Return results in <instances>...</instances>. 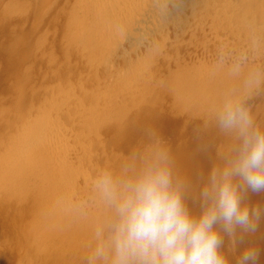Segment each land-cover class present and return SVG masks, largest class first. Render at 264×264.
Segmentation results:
<instances>
[{
    "label": "rangeland",
    "instance_id": "rangeland-1",
    "mask_svg": "<svg viewBox=\"0 0 264 264\" xmlns=\"http://www.w3.org/2000/svg\"><path fill=\"white\" fill-rule=\"evenodd\" d=\"M258 3L264 9V0H0V264H85L91 230L107 215L91 180L138 147L145 128L187 174L208 170L193 127L250 73L264 79V20L248 12ZM250 103L264 128V86ZM251 193L250 204L262 194ZM42 205L54 215L52 243L73 246L63 254L26 240ZM189 207L199 211L193 200ZM77 223L89 239L73 236ZM263 225L235 253L225 236L231 264L249 246L264 264Z\"/></svg>",
    "mask_w": 264,
    "mask_h": 264
},
{
    "label": "clouds",
    "instance_id": "clouds-1",
    "mask_svg": "<svg viewBox=\"0 0 264 264\" xmlns=\"http://www.w3.org/2000/svg\"><path fill=\"white\" fill-rule=\"evenodd\" d=\"M240 68L236 62L233 73ZM262 86L259 70L250 73L241 91L226 94L193 127L197 151L211 158L207 171L187 174L151 128L118 165L97 169L91 190L107 215L94 226L85 264H231L225 236L235 253L264 219V207L247 199L264 192V128L250 103ZM214 136L225 143L217 146ZM258 257L249 246L235 264H257Z\"/></svg>",
    "mask_w": 264,
    "mask_h": 264
},
{
    "label": "bare ground",
    "instance_id": "bare-ground-1",
    "mask_svg": "<svg viewBox=\"0 0 264 264\" xmlns=\"http://www.w3.org/2000/svg\"><path fill=\"white\" fill-rule=\"evenodd\" d=\"M3 1V0H2ZM123 1V0H122ZM257 1H259V0H257ZM98 2V1H97ZM104 2V1H103ZM103 2H102V4H103ZM111 2V1H110ZM99 3V2H98ZM5 4V3H4ZM3 4V5H4ZM93 4V3H92ZM113 4V3H112ZM100 5V4H99ZM99 5H97L98 7H99ZM114 5V4H113ZM104 6V5H103ZM115 6V5H114ZM113 6V7H114ZM123 6H124V4H123ZM111 7V6H110ZM121 7V6H120ZM126 7V6H125ZM253 6H251V8L250 9H248V12H256L257 14H258V16H259V18H260V20L261 21H263L264 20V9H263V5H261L260 3H258L256 6H254L253 8H252ZM91 8V7H90ZM93 8V7H92ZM97 8V7H96ZM124 8V7H123ZM93 9H95V7L93 8ZM114 9V8H113ZM38 10V9H37ZM89 10V9H88ZM41 11V10H40ZM115 11H116V9H115ZM162 11H163V9H162ZM4 12V11H3ZM43 12H44V9H43ZM90 12V11H89ZM96 12V11H95ZM113 13H114V11H112ZM111 12V13H112ZM164 12V11H163ZM88 13V12H87ZM94 13V12H93ZM42 14V13H41ZM91 14H92V12H91ZM247 14V13H246ZM107 15V14H106ZM112 15V14H111ZM113 16V15H112ZM111 16V17H112ZM2 17H4V15H2ZM91 17V16H90ZM110 17V16H109ZM114 17V16H113ZM112 17V18H113ZM172 17V16H171ZM41 18V17H40ZM173 18V17H172ZM36 20V19H35ZM39 20V19H38ZM94 20V19H93ZM110 20H111V18H110ZM37 21V20H36ZM111 24V23H110ZM114 26H115V24H114ZM113 27V26H112ZM111 28V27H110ZM111 30V29H110ZM112 31V30H111ZM111 37V36H110ZM106 59V58H105ZM108 65V64H107ZM109 69V68H108ZM113 72V71H112ZM116 76V75H115ZM112 85V84H111ZM113 86V85H112ZM119 86V85H118ZM111 87V86H110ZM113 88V87H112ZM115 94V93H114ZM118 103V102H117ZM122 103V102H121ZM121 107H122V105H121ZM158 119V118H157ZM153 122V121H152ZM91 125V124H90ZM145 128V127H144ZM146 129V128H145ZM89 130H90V128H89ZM37 143V142H36ZM44 143V142H43ZM45 148V147H44ZM16 149H18V150H20L21 151V149H20V147H17ZM48 150V149H47ZM110 150V149H109ZM22 152V151H21ZM108 152V151H107ZM204 156V155H203ZM192 157V156H191ZM202 157V156H201ZM45 159V158H44ZM86 159V158H85ZM192 159V158H191ZM199 160V159H198ZM204 161V160H203ZM208 161H210V160H208ZM207 161V162H208ZM6 163V162H5ZM71 163V162H70ZM203 163V162H202ZM4 164V163H3ZM197 164V163H196ZM65 165V164H64ZM3 166H7L6 164L5 165H3ZM2 165H0V178H2V173H3V170L5 169V167H3ZM59 166V165H58ZM67 166V165H66ZM82 166H84V165H82ZM203 167V166H202ZM69 168V167H68ZM63 169V168H62ZM75 169V168H74ZM198 170H199V168H198ZM84 171V170H83ZM197 171V170H196ZM207 171V170H206ZM4 172H6V171H4ZM75 172V171H74ZM73 172V173H74ZM63 175V174H62ZM4 176V175H3ZM68 176V175H67ZM7 176H4V178H6ZM70 177V176H69ZM78 177V176H77ZM3 178V179H4ZM74 181V180H73ZM5 182V181H4ZM1 186H2V184H1ZM57 186V185H56ZM58 191V190H57ZM250 193V192H249ZM248 193V194H249ZM262 194H260L259 195V197L256 195V197H250V199H251V201H252V203L251 204H253V205H255V204H260L262 207H264V193L263 192H261ZM55 194V193H54ZM252 194V193H251ZM41 197V196H40ZM49 197H50V194H49ZM248 197V196H247ZM43 200H44V198H42ZM54 199V198H53ZM56 199V198H55ZM57 200V199H56ZM40 201V200H39ZM49 201V200H48ZM51 201H53L52 199H51ZM41 202V201H40ZM39 202V203H40ZM62 202V201H61ZM64 203V202H63ZM35 204V203H34ZM37 204V203H36ZM35 204V205H36ZM42 204H44V203H42ZM51 204H53V205H51V206H53L52 208H53V211L56 209V211L55 212H57V209L59 208L60 209V204L58 205V203H57V205L55 204V201H53V203H51ZM47 205V204H46ZM75 206V205H74ZM41 208L43 209V210H45L44 212H48L47 214H48V216H47V214L46 213H41V214H39V216H41L42 217V220H40L41 218L40 217H38V220H36V221H34V219H35V216H34V218H33V222H36V223H28L27 224V238H26V240L28 239L29 240V242H33L34 244H33V246L35 245V246H37V245H45V246H47V248L49 249L52 245L54 246L55 245V249H57V248H59V252H60V248L62 249V254L65 252L64 250H66V251H68V248L70 247L71 248V244H70V246L68 245L69 243H66V241H63V242H65L64 244H59V243H55V244H53L52 242L55 240V230H53L54 228H55V225H53L54 223H52V220H53V218H51L52 216L54 217V215H52L51 217L49 216V214H50V212H51V209H48L47 210V208H49L48 206H47V208H45V205H42L41 206ZM42 209H40V210H42ZM38 210H39V208H38ZM64 211V210H63ZM66 211V210H65ZM36 212V211H35ZM43 212V211H42ZM53 213V212H52ZM53 214H57V213H53ZM62 214V213H61ZM57 216V215H56ZM55 216V217H56ZM77 217V216H76ZM37 218V217H36ZM55 219V218H54ZM60 220V219H59ZM76 220V219H75ZM81 220V219H80ZM79 220V221H80ZM58 221V220H57ZM78 221V222H79ZM56 222V221H55ZM82 222V221H81ZM81 222H80V224H81ZM61 223V222H60ZM88 223V222H87ZM261 223H262V225L264 224L263 222H262V220H261ZM52 224V225H51ZM72 224V223H71ZM32 225H34V226H32ZM73 225V224H72ZM72 225H70V226H72ZM259 225H260V223H259ZM23 226V225H22ZM63 226V225H62ZM70 226H69V228H70ZM75 226V225H74ZM82 225H79L78 223H77V225H76V228H74L73 226V232L74 231H76V233H73L72 231H71V233L73 234V236L75 235V238H77L78 239V237H76L77 235H79V236H81V235H83L84 234V236L86 237V239L88 238V236L90 235V232L91 231H93V230H87V231H85V232H81V227ZM264 226V225H263ZM263 226H261L262 227V229H263ZM85 227H86V225H85ZM68 228V227H67ZM63 229V228H62ZM53 230V231H52ZM68 230V229H67ZM259 230H261V228H259L258 229V231ZM264 230V229H263ZM84 231V230H83ZM260 232V231H259ZM261 232H262V230H261ZM261 234V233H260ZM25 235V234H24ZM69 235V234H68ZM262 235V234H261ZM57 236V235H56ZM23 237V238H24ZM68 237V238H67ZM264 237V236H263ZM24 238V239H25ZM60 238V237H59ZM75 238H74V240H75ZM259 238V237H258ZM61 239V238H60ZM64 239V238H63ZM66 239H71V238H69V236H67L66 235ZM76 239V240H77ZM81 239V238H80ZM89 239V238H88ZM25 240V241H26ZM83 240V239H82ZM61 241V240H60ZM81 241V240H80ZM28 242V241H27ZM47 242V243H46ZM68 242H71V240L70 241H68ZM26 243V242H25ZM36 243V244H35ZM248 243V242H247ZM254 243V242H253ZM29 244V243H28ZM250 244V243H249ZM74 245V244H73ZM31 246V245H30ZM68 246V247H67ZM73 247V246H72ZM77 247V246H76ZM257 247V246H256ZM42 248H45V247H42ZM39 249V248H38ZM41 249V248H40ZM51 250L52 249H54L53 247H51L50 248ZM54 249V250H55ZM72 249V248H71ZM70 249V250H71ZM244 249V248H243ZM36 250V249H35ZM54 250H53V252H54ZM69 250V251H70ZM262 250V249H261ZM27 251V250H26ZM57 251V252H58ZM264 251V250H263ZM46 252H47V249H46ZM71 252V251H70ZM36 253V252H35ZM38 253H42V252H39L38 251ZM48 253V252H47ZM55 254V253H54ZM73 254V253H72ZM39 255V254H38ZM49 254H47V256H48ZM65 255V254H64ZM70 255V254H69ZM56 256V255H55ZM59 256V255H58ZM58 256H57V258H58ZM63 256V255H62ZM49 257V256H48ZM68 258V257H67ZM70 258V257H69ZM49 259V258H48ZM59 259H61V257L59 258ZM27 260V259H26ZM63 260V259H62ZM22 261V260H21ZM25 261V260H24ZM46 261V260H45ZM59 261V260H58ZM62 262V261H61ZM24 263V262H23ZM43 263V262H42ZM60 263V262H59Z\"/></svg>",
    "mask_w": 264,
    "mask_h": 264
}]
</instances>
